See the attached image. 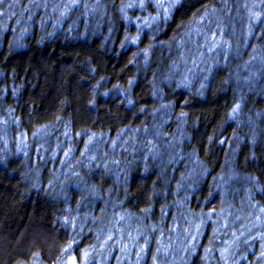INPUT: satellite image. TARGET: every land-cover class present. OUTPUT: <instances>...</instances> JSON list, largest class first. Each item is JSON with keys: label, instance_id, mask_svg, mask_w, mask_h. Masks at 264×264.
Here are the masks:
<instances>
[{"label": "trees", "instance_id": "trees-1", "mask_svg": "<svg viewBox=\"0 0 264 264\" xmlns=\"http://www.w3.org/2000/svg\"><path fill=\"white\" fill-rule=\"evenodd\" d=\"M174 1L0 0V264H264V0Z\"/></svg>", "mask_w": 264, "mask_h": 264}, {"label": "rangeland", "instance_id": "rangeland-1", "mask_svg": "<svg viewBox=\"0 0 264 264\" xmlns=\"http://www.w3.org/2000/svg\"><path fill=\"white\" fill-rule=\"evenodd\" d=\"M151 2H152V3L155 2V5H152V4H151V5H152L156 10H157V9L161 10V9H163V8L167 9L169 5L175 3L174 0H151ZM128 6H129V4H128ZM142 6H143V4H142ZM155 6H156V7H155ZM130 7H133V5L130 6ZM128 228H129V227H128ZM126 232H128V230H126ZM130 233H131V231H130ZM131 235H132V234H131ZM129 236H130V234L128 233V234H127V238H128ZM138 238H141V235L138 236ZM127 248L130 249L131 246H130V247H127ZM99 249H103V247H102V246H99ZM96 254H97V255H95L94 257L99 256V255H98V254H99V251H97Z\"/></svg>", "mask_w": 264, "mask_h": 264}, {"label": "snow or ice", "instance_id": "snow-or-ice-1", "mask_svg": "<svg viewBox=\"0 0 264 264\" xmlns=\"http://www.w3.org/2000/svg\"><path fill=\"white\" fill-rule=\"evenodd\" d=\"M73 264H75V261L73 262Z\"/></svg>", "mask_w": 264, "mask_h": 264}]
</instances>
